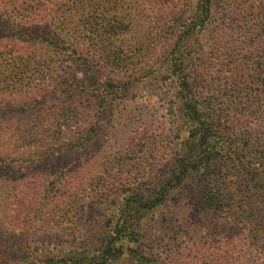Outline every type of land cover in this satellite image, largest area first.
Here are the masks:
<instances>
[{"label": "rangeland", "instance_id": "374dc122", "mask_svg": "<svg viewBox=\"0 0 264 264\" xmlns=\"http://www.w3.org/2000/svg\"><path fill=\"white\" fill-rule=\"evenodd\" d=\"M246 1L249 8L260 3ZM194 2L0 0V264L95 248L117 195L132 193L152 161L173 163L182 136L168 61L179 19ZM214 32L205 63L221 77L231 70L229 87L239 90L229 96L249 109L240 115L264 140V34L234 46L237 55L227 59ZM89 63L102 68L106 87L91 85ZM246 149L243 164L264 184V161ZM238 188L237 206L250 208L239 223L223 211L198 212L192 182L143 214L147 264H263L249 245L255 232L264 238V193L245 182Z\"/></svg>", "mask_w": 264, "mask_h": 264}, {"label": "trees", "instance_id": "16d2710c", "mask_svg": "<svg viewBox=\"0 0 264 264\" xmlns=\"http://www.w3.org/2000/svg\"><path fill=\"white\" fill-rule=\"evenodd\" d=\"M259 1L255 8H249L246 0H195L194 4L190 3L185 16L179 19L182 23L180 28L172 38L167 69L174 86L172 99L182 136L173 163L169 164L164 158L155 163L152 161L144 168L145 173L139 184H134L132 193L125 191L117 195L115 206L107 207L103 217L107 231L95 239V248L69 250L38 264H117L127 259H136L138 264L151 262L149 238L140 219L143 214L163 207L166 200L188 182L194 183L197 189L195 194L191 193L194 196L192 201L204 217H216L223 211L226 217L237 223L248 218L250 208L246 204L243 207L236 204L241 199L238 187L245 182L251 190L264 193V184L256 180L261 174L245 167L241 155L247 148L250 154L264 161L261 143L264 140L260 133H251L252 123L247 125L245 117L240 115L249 109L239 107V104L233 103L234 97L229 96L232 92L228 93L229 90H239L236 85L231 89L229 87L231 70L223 71L225 76L221 77V72H215L210 64L207 66L205 54L208 51L207 34L214 30L222 41L216 39L214 45L227 59L237 55L234 46L262 39L264 32L259 27L263 26L264 0ZM247 17H253L256 24H249ZM242 36L244 38L240 40ZM84 68L93 77L90 78L92 86L106 87L101 80L102 68L98 69L90 63ZM245 71V64L240 62L237 74ZM244 76L240 75L241 78ZM221 85L225 87L220 88ZM165 169L166 173H163ZM231 170L235 176L231 175ZM134 217H137L136 221ZM252 223L247 222L249 225ZM256 235L257 232L250 237L249 247L264 260V238H257Z\"/></svg>", "mask_w": 264, "mask_h": 264}]
</instances>
